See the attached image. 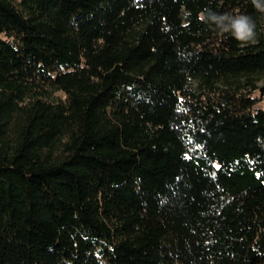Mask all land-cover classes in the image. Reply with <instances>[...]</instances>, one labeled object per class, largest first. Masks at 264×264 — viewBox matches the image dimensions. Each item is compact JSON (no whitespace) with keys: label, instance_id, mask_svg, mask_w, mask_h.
<instances>
[{"label":"trees","instance_id":"16d2710c","mask_svg":"<svg viewBox=\"0 0 264 264\" xmlns=\"http://www.w3.org/2000/svg\"><path fill=\"white\" fill-rule=\"evenodd\" d=\"M261 100L251 0H0V264H264Z\"/></svg>","mask_w":264,"mask_h":264},{"label":"clouds","instance_id":"9594fccd","mask_svg":"<svg viewBox=\"0 0 264 264\" xmlns=\"http://www.w3.org/2000/svg\"><path fill=\"white\" fill-rule=\"evenodd\" d=\"M253 6L264 13V0H251ZM206 19L223 34H230L241 45L247 46L257 41L256 23L246 14L217 13L210 11Z\"/></svg>","mask_w":264,"mask_h":264},{"label":"rangeland","instance_id":"374dc122","mask_svg":"<svg viewBox=\"0 0 264 264\" xmlns=\"http://www.w3.org/2000/svg\"><path fill=\"white\" fill-rule=\"evenodd\" d=\"M256 107L264 108V100L258 101V102L256 103Z\"/></svg>","mask_w":264,"mask_h":264}]
</instances>
